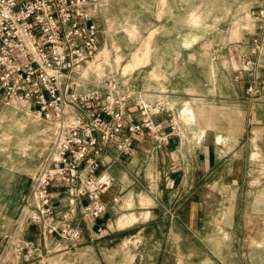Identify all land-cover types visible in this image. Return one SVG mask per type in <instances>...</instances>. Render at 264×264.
Here are the masks:
<instances>
[{
  "label": "built area",
  "instance_id": "built-area-1",
  "mask_svg": "<svg viewBox=\"0 0 264 264\" xmlns=\"http://www.w3.org/2000/svg\"><path fill=\"white\" fill-rule=\"evenodd\" d=\"M105 7L106 0H0V91L8 104L52 128L16 228V240L24 244L17 251L28 249L26 257L36 249L24 239L28 226L44 238L77 241L81 220L103 219V196L116 179L100 169L134 157L136 137L149 135L161 150L180 133V115L168 103L134 100L118 69L96 66L105 58L96 22ZM252 19L253 36L229 52L236 80L248 78L246 99L264 103V4ZM107 57L110 62L109 51ZM155 115L164 119L156 121ZM103 231L97 225L96 232Z\"/></svg>",
  "mask_w": 264,
  "mask_h": 264
},
{
  "label": "crops",
  "instance_id": "crops-1",
  "mask_svg": "<svg viewBox=\"0 0 264 264\" xmlns=\"http://www.w3.org/2000/svg\"><path fill=\"white\" fill-rule=\"evenodd\" d=\"M135 7L137 14L126 12L124 0H106V7L96 17L100 29V46L111 48L112 56H124L123 60L130 57L128 64H132L133 68L126 71L125 64L117 69L121 82L135 91L134 100H162L176 111L188 107L193 111V117L182 119L184 110L182 114L178 112L182 130L173 135L165 148L155 150L152 137L138 136L134 141L137 147L134 157L122 156L118 163L100 169L114 176L116 181L103 196L107 204L106 214L92 225L96 234L97 225L105 227L102 234H106L111 225L131 221L135 215L137 220L127 223L125 227L141 224L137 230L127 232L131 237H143L148 232V226L163 222L162 216L155 212L156 206L173 203V206L178 204L180 208L177 215L167 217V222L172 225L167 230L168 235L176 236L175 229L180 228L188 237L195 236L200 206L198 201H132L134 190L154 188L155 177L159 178L163 174L169 187L173 186L175 180L182 179L183 175L186 180L189 178L192 181L195 178L191 176L197 175L199 179L196 178V184L206 189H221L225 194L235 190L236 194L241 191L243 195L252 192L258 185L263 186L264 178L255 175L259 167L256 161L259 160L260 165L264 163V103L246 99L248 78L245 76L236 80V72L229 60H213L207 50L203 51L199 47L203 40L200 31L210 26L208 20L211 13L214 23L221 22L219 19L224 20L230 13L225 7H210L202 0H155L153 5L142 0L137 1ZM141 19L148 22L143 24ZM127 28L136 29L139 35L140 31L144 33L141 40L135 41L131 37L127 40L135 41L136 44L140 41L141 46L145 44V48L149 44L146 57L143 56L145 48L129 51L125 44L117 40L119 30L127 32ZM151 33L153 36L150 39ZM107 70L112 71L113 68ZM135 110L132 106L130 111L134 118L137 116ZM154 119L162 121L164 116L155 115ZM197 141L202 144L197 145ZM36 169L37 166L30 167L23 174L31 176ZM132 177L139 178L137 185H132ZM125 191L128 199L122 201ZM114 197L118 201H113ZM120 200L121 208L125 209H129L128 205L131 204L145 203L140 207L144 211L123 214L114 220L112 214ZM218 202L222 207L218 214L221 226L229 212L223 207L229 201ZM234 215L235 209L232 218ZM221 227L224 229L223 224Z\"/></svg>",
  "mask_w": 264,
  "mask_h": 264
},
{
  "label": "rangeland",
  "instance_id": "rangeland-1",
  "mask_svg": "<svg viewBox=\"0 0 264 264\" xmlns=\"http://www.w3.org/2000/svg\"><path fill=\"white\" fill-rule=\"evenodd\" d=\"M137 1L142 0H124L126 12L137 14L135 7ZM146 1L153 5L155 0ZM202 1L208 3L210 7L223 6L230 13L224 20L219 19L221 22L217 23H214L215 20L212 19L214 15L211 13L208 20L210 26L200 31L203 40L199 47L203 51L207 50L213 60H229L232 69L235 70L237 64L236 61L231 60L229 50L253 36L255 27L252 16L264 4V0ZM143 19H141L143 24H146L148 21ZM126 30L127 32L119 30L117 40L125 44L129 51L143 50L145 44L141 46L140 41L137 44L135 41L141 40V36H145L144 33L140 31L139 35L136 29L127 28ZM152 36L153 33L150 39ZM128 37L135 41L129 42ZM101 50L105 58L98 61L97 67L108 63L112 65L113 70L125 64H127L126 71L133 68L132 64H128L130 57H125L123 60L124 56H112L111 48L101 47ZM108 51L110 62L107 57ZM148 53L149 44L146 45L143 56L146 57ZM2 97L0 94V264H176V262L179 264H264V185L259 186L258 179L256 184L258 186L250 193L242 195L241 191L236 194L235 190H229L225 194L221 189H206L196 184L199 179L197 175L191 176L196 182L189 178L186 180L183 175V180H175L173 186L169 187L166 175L163 174L159 178L155 177L154 188L134 190L132 199V201H198L200 206L199 216L196 218L198 220L195 236L188 237L189 235L181 232L180 228L175 229L176 236L168 235L167 230L172 225L169 221L167 222V217L177 215L180 207L178 204L173 206V203L170 205L164 203L158 204L155 209V212L162 216L163 222L148 226L146 229L148 232L143 237H131L127 232L137 230L138 225L141 224L136 223L135 227H125L127 223L137 220L135 215L132 216L131 221L111 225L106 234H102L104 231L96 234L92 220H81L83 235L77 241L55 236L44 238L33 227L28 226L23 236L26 242H33L36 248L34 256L26 257V253H30L28 249L19 254L17 248L24 244L20 243V237L16 233L18 219L23 201L51 145L52 128L48 123L37 120L25 108L8 104L5 100L4 103ZM176 112L182 114V119L193 117V111L188 107ZM195 143L202 144L201 141ZM256 162L259 167L255 176L264 178V163L260 165L259 160ZM34 166L35 168L37 166V169L33 175L23 174L26 169ZM137 179L139 178L132 177V185L138 184ZM126 193L127 191L122 194L124 196L122 201L128 199L125 196ZM218 201H229L227 206L223 207L229 211L225 223H222L224 229L221 227L222 224L219 226L218 214L222 207ZM121 204L120 200L118 205H115L112 219L120 218L123 214L131 212L138 214L137 212L144 211V208L140 207L145 203L128 205L129 209L121 208ZM234 209L235 215L232 218ZM12 217L14 218L11 221ZM155 230L158 232L155 233ZM16 237L19 238L18 241Z\"/></svg>",
  "mask_w": 264,
  "mask_h": 264
}]
</instances>
